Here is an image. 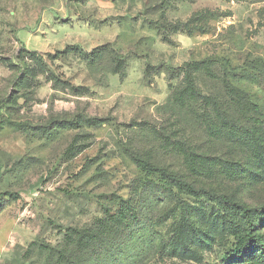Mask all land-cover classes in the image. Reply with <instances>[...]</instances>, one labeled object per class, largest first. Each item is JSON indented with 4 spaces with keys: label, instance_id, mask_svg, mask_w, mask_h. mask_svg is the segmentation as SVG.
I'll return each mask as SVG.
<instances>
[{
    "label": "rangeland",
    "instance_id": "obj_1",
    "mask_svg": "<svg viewBox=\"0 0 264 264\" xmlns=\"http://www.w3.org/2000/svg\"><path fill=\"white\" fill-rule=\"evenodd\" d=\"M133 157L264 203V0H0V264H222L241 214Z\"/></svg>",
    "mask_w": 264,
    "mask_h": 264
},
{
    "label": "trees",
    "instance_id": "obj_2",
    "mask_svg": "<svg viewBox=\"0 0 264 264\" xmlns=\"http://www.w3.org/2000/svg\"><path fill=\"white\" fill-rule=\"evenodd\" d=\"M191 65H205L204 69L201 70L205 73H211L210 67L205 62L186 63L179 71L184 72L183 74L187 76L189 74L187 68ZM184 79V84L176 88L173 97L180 104L186 101L195 102L199 93L193 83L194 81L192 79ZM133 160L139 167L147 171L149 175H159V178L168 185L177 187L190 195H204L210 199H217L233 207L241 214L244 222L243 224L233 225L231 227L230 236L233 237V243L230 250L224 255L222 264H264V203L256 207H249L226 195H217L204 189L196 188L181 177L169 174L163 169L152 165L146 159L133 157Z\"/></svg>",
    "mask_w": 264,
    "mask_h": 264
}]
</instances>
